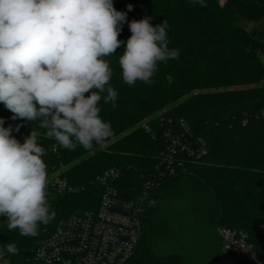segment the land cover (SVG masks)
I'll return each mask as SVG.
<instances>
[{"label":"trees","instance_id":"1","mask_svg":"<svg viewBox=\"0 0 264 264\" xmlns=\"http://www.w3.org/2000/svg\"><path fill=\"white\" fill-rule=\"evenodd\" d=\"M206 5L113 0L128 22L151 17L155 26L166 20L169 48L179 49V58L160 63L152 84H125L118 61L132 33L124 23L118 39L125 44L104 58L114 73L110 84L118 92L116 107L100 102V116L114 134L92 150L63 149L39 128V118L12 119L0 104L3 127H11L21 144L32 130L40 133L48 177L61 171L72 189L48 194L56 216L40 225L36 237L9 231L6 217L0 216V249L8 243L19 249L5 257L10 264H32L41 241L64 228L70 217L97 210L103 192L98 179L112 169L120 172L115 186L129 201L154 182L156 205L144 209L141 242L128 264H186L181 251H172L176 234L164 214L170 205L189 207L196 228L207 224L242 231L257 248L264 245V0H206ZM166 133L187 138L206 155L198 161L181 155L182 167L176 165L174 175L160 179L166 173L161 166Z\"/></svg>","mask_w":264,"mask_h":264},{"label":"clouds","instance_id":"2","mask_svg":"<svg viewBox=\"0 0 264 264\" xmlns=\"http://www.w3.org/2000/svg\"><path fill=\"white\" fill-rule=\"evenodd\" d=\"M189 2L207 6L206 0ZM150 20L128 22L113 0H0V104L12 119L39 118V128L63 149L102 145L114 133L100 116V102L115 108L118 96L104 58L125 44L118 39L124 23L132 33L118 61L125 84H152L160 63L179 58V49L169 48L167 21L153 26ZM3 124L0 119V216L9 231L36 237L56 216L45 149L36 130L21 144ZM18 252L15 243L4 245L0 264Z\"/></svg>","mask_w":264,"mask_h":264},{"label":"built area","instance_id":"3","mask_svg":"<svg viewBox=\"0 0 264 264\" xmlns=\"http://www.w3.org/2000/svg\"><path fill=\"white\" fill-rule=\"evenodd\" d=\"M264 115V112H263ZM149 130L148 128H146ZM168 149L161 159L160 179L174 175L175 166L181 164V155L193 161L206 155L192 147L187 138L164 135ZM120 172L112 169L99 177L103 187L100 205L95 211H87L69 218L64 228L41 241L36 248L32 264H128L141 242V217L146 206H155L151 196L154 182L148 181L142 195L136 201L121 197L115 182ZM72 191L68 181L57 172L48 181L47 195ZM224 254L236 252L246 255L257 264H264V245L251 243L242 231L219 227ZM264 233V221L261 225Z\"/></svg>","mask_w":264,"mask_h":264},{"label":"rangeland","instance_id":"4","mask_svg":"<svg viewBox=\"0 0 264 264\" xmlns=\"http://www.w3.org/2000/svg\"><path fill=\"white\" fill-rule=\"evenodd\" d=\"M49 180L50 177H48ZM164 214L173 226L175 238H178L179 241L176 243L173 237L172 251H181L185 256L186 264H206L216 252H224L222 239L217 229L215 230L207 224L204 225L207 227L202 228V230L201 227L196 228L195 213L189 207L170 205L165 208Z\"/></svg>","mask_w":264,"mask_h":264},{"label":"water","instance_id":"5","mask_svg":"<svg viewBox=\"0 0 264 264\" xmlns=\"http://www.w3.org/2000/svg\"><path fill=\"white\" fill-rule=\"evenodd\" d=\"M206 264H257L254 260L250 259L246 255L228 252L211 259Z\"/></svg>","mask_w":264,"mask_h":264}]
</instances>
